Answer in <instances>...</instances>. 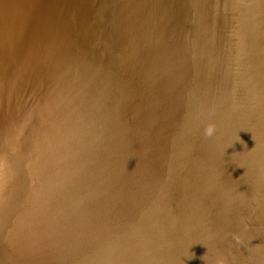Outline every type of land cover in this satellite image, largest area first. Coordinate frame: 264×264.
<instances>
[{
  "label": "water",
  "instance_id": "95a60500",
  "mask_svg": "<svg viewBox=\"0 0 264 264\" xmlns=\"http://www.w3.org/2000/svg\"><path fill=\"white\" fill-rule=\"evenodd\" d=\"M0 264H264V0H0Z\"/></svg>",
  "mask_w": 264,
  "mask_h": 264
},
{
  "label": "clouds",
  "instance_id": "9594fccd",
  "mask_svg": "<svg viewBox=\"0 0 264 264\" xmlns=\"http://www.w3.org/2000/svg\"><path fill=\"white\" fill-rule=\"evenodd\" d=\"M212 131H213V128L210 126V127L207 129V133H208L209 135H211V134H212Z\"/></svg>",
  "mask_w": 264,
  "mask_h": 264
}]
</instances>
